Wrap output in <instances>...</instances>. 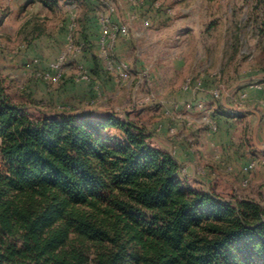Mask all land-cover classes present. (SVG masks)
I'll return each mask as SVG.
<instances>
[{
  "label": "trees",
  "instance_id": "1",
  "mask_svg": "<svg viewBox=\"0 0 264 264\" xmlns=\"http://www.w3.org/2000/svg\"><path fill=\"white\" fill-rule=\"evenodd\" d=\"M152 134L129 114L34 117L0 75V264H264L262 204L192 187Z\"/></svg>",
  "mask_w": 264,
  "mask_h": 264
},
{
  "label": "rangeland",
  "instance_id": "2",
  "mask_svg": "<svg viewBox=\"0 0 264 264\" xmlns=\"http://www.w3.org/2000/svg\"><path fill=\"white\" fill-rule=\"evenodd\" d=\"M47 1L51 2V0H0V75L5 79L7 92L15 101L23 104L34 117L43 114L50 116L90 113L98 116L106 112H115L121 118L129 114L130 119L158 134L155 131L156 124L166 119L161 100L167 102L171 98L167 96V88L173 91L181 88L190 71L186 67H193L190 72L197 73L200 68L211 62L208 69L222 71L221 82L225 88L240 89L243 87L242 83L251 81L264 83V2L147 0L145 5H138L130 0H113L117 8L112 16L116 22L123 23L132 15L138 17L130 34L132 51L124 54L116 52V54L128 60L135 69L138 68L135 66L138 60L143 63L141 68L152 63V76L162 74L166 78L156 80L157 84L153 79L152 89L155 97L149 102L135 104L130 100L128 93L124 92L109 99L106 104L89 108L85 101L90 96L91 89L86 88L89 94L83 97L84 100H79L76 95L82 93L79 87L81 84L76 85L70 79V75L60 82L52 83L50 87L47 81L30 73L28 41L41 38L43 35L59 41L69 24L71 1L78 2L80 27L88 13H93L97 19L98 15L89 5L91 0H57L51 2L52 5H48ZM98 4L101 10L105 12L108 10L105 1H100ZM146 19L150 20V26L145 25ZM34 23L43 28L37 37H34L36 35L33 31ZM122 39L123 37L120 38L119 43ZM176 62L183 65L175 71L173 69ZM170 66H172L173 80L171 79L172 82L169 80L166 84ZM24 70H27L28 74L25 88L22 89L12 75ZM101 85L104 90L110 92H114L117 87L115 83L112 89L102 83ZM50 94L52 97H47ZM206 98L204 99L207 100V104L213 106L218 115L230 113L226 102L222 99H214L208 92ZM258 98L257 101L251 100L245 108L255 109L261 114L260 125H257V116H249L242 112L235 117L236 126L233 128L232 138L234 152L230 151L227 154L224 148L219 147L230 162L233 161V156L240 160L264 157V110L260 105V102L264 101L261 99L264 98ZM62 105L67 108H61ZM258 131L261 132L260 138ZM108 133L121 137L123 135L116 128H110ZM160 134L165 138L151 136L148 141L153 146L167 151L165 141L169 142V137ZM254 134L257 135L258 144L263 147L261 150L253 141ZM1 146L0 138V164L3 161ZM212 153L213 150L211 152L213 162L207 161L205 165L211 169H219L212 158ZM262 165L264 163L258 164L249 174L250 181L247 186L243 185L241 167L237 169V165L233 172L224 173L220 177H192L183 180L196 189L214 190L222 196L236 199H253L264 207V177L255 179L253 176Z\"/></svg>",
  "mask_w": 264,
  "mask_h": 264
},
{
  "label": "built area",
  "instance_id": "3",
  "mask_svg": "<svg viewBox=\"0 0 264 264\" xmlns=\"http://www.w3.org/2000/svg\"><path fill=\"white\" fill-rule=\"evenodd\" d=\"M95 10L98 15L100 35L97 41L98 57L101 59L104 68L115 83L114 92L106 91L102 88L101 82L94 78L90 67L86 64L83 57L90 44L87 39L77 38L75 33L80 27V16L78 13V2L71 1V12L69 14V24L67 41L64 49L58 57L49 61L47 69L38 66L30 68L33 76L47 81L49 86L52 83L62 81L70 75L75 84L87 83L91 86V94L85 103L89 108L106 104L109 99L127 92L130 100L135 104L149 102L154 99L152 89L153 64L135 69L132 64L116 54V49L120 38L130 36L136 15H132L127 21L118 23L113 19L116 11V4L113 0H97ZM100 1H105L108 10H101ZM134 4L145 5L147 0H130ZM171 12V9H169ZM145 25L150 26V20H145ZM37 65L39 58L34 59ZM211 62L200 68L197 73L190 72L185 78L182 89L192 91L194 97L189 100L170 98L167 102L161 100L165 120L158 121L155 131L166 133L169 137L168 153L180 162L179 174L183 179L211 177L215 178L220 172L231 173L235 170V165L230 162L223 152L214 146L212 158L219 169H211L206 166L198 157V151L194 145L193 131H202L206 137H212L220 130V116L213 106L207 104V100L200 97V92L209 93L214 99H222L227 106L236 109L245 108L252 100L250 89L264 90V83L251 81L248 87L225 88L221 82L223 73L219 69H211ZM209 70V71H207ZM199 72V73H198ZM13 79L23 89L25 88L27 70L13 73ZM206 77H210L213 82L207 86ZM51 87V86H50ZM264 110V101L260 102ZM61 108H67L65 105ZM181 154L184 157H193L192 161L185 163L180 161ZM264 163V157L251 158L250 161L241 167L243 185L247 186L250 181L249 174L258 164Z\"/></svg>",
  "mask_w": 264,
  "mask_h": 264
},
{
  "label": "crops",
  "instance_id": "4",
  "mask_svg": "<svg viewBox=\"0 0 264 264\" xmlns=\"http://www.w3.org/2000/svg\"><path fill=\"white\" fill-rule=\"evenodd\" d=\"M99 29H100L99 28V22H98V19L96 18V16H93V13H88L86 15V19L81 22V27L75 33L77 38H82L83 35H85L92 42V44H90L91 45L90 48L87 50V52L85 53V55L83 57L84 61L86 62V64L89 67L95 66L94 57L98 51V49L95 47V43H96L95 38H96V32L99 31ZM64 32L65 33H63V37L59 41H57V39H55V38L52 39V38L45 37V35H43L41 38H36L33 40V42L30 44V68H32L33 66H38L39 68H44V69L48 68L49 61L56 59L58 57L59 53L61 52V50L66 45L68 27H66V29H64ZM130 38H131L130 36L123 37V39L121 40V42L117 46L116 52H120L121 54H124V53H129V51H132L133 45L130 44V42H131ZM35 58L40 59V63L37 65L34 63ZM141 65H143V63L140 60H138L135 64V66H138L137 69H141V67H140ZM182 65H183V63H180V62L177 63L176 62L173 70H175V71L179 70ZM169 68H170V72L168 73L169 79L167 78L166 84L169 83V80H170V82H172L171 79L173 80L172 66H170ZM186 68L191 71V69L193 67L189 66ZM155 75L156 74L153 75V78L155 80L154 83H156V84H157L158 80H161L160 78H166V77H163L162 74H160V75L157 74L156 76ZM98 77H100V76H98ZM70 79H71V77H70ZM211 80L212 79L210 77H206L207 86L212 85L213 81H211ZM98 81H100L102 84L105 85V87H107L109 89H112V87L114 85L113 79L109 76L103 75L101 80H98ZM248 84L249 83L245 82V83H242V86L248 87ZM76 85H79V84H76ZM44 87L45 86H43V88ZM79 87L81 88L80 92H82V93H79L78 95H76V97L82 101V100H84L83 97H85L87 94H89L88 93L89 91H87L86 88L88 89V87H89L91 89V86L87 83H82L81 85H79ZM166 91H167V96L171 97V98H177V99H181V100H189V99H192L194 97V93L192 91L183 90L182 86L177 91H173L172 89L170 90L169 88H167ZM66 93H69V92H66ZM250 93H251L252 101L253 100L257 101L256 99H259L258 97L264 98V90L250 89ZM199 96L206 98V93L200 92ZM47 97L50 98V97H52V95L51 94L47 95ZM261 100H264V99H261ZM227 110L230 113H225V114L219 115L220 116V130L214 136L208 138L204 135V133L202 131H196V132L193 131L192 132L193 138H194V145L196 146L197 151H198L197 152L198 157L201 160V162L204 164L207 161H212L211 152L214 149V146L217 148H219L221 146L222 148L225 149V152L227 154L230 151L234 152L233 148H232V146H233L232 145V143H233L232 138H233V128L236 126V119H235L236 116H239L242 112L247 113V115H249V116L255 115V116H257V125L258 124L260 125L259 115L255 112V111H257L255 109H251L249 107L243 108V109H236V108H233L231 106H228ZM162 134L165 135L166 133H162ZM254 135H253V141L256 144V146L259 147L258 142H255V140H254ZM157 136L161 137V138L162 137L165 138L161 134H156V133L152 134L153 138H156ZM258 137L259 138L261 137L260 131H258ZM165 142H166L165 146L169 147V142H167V141H165ZM158 146L162 147V145H158ZM163 148H165V147L163 146ZM259 148L261 150L263 147H259ZM209 154H210V157H209ZM192 159H193V157L187 158V157H184L183 154H181V156H180V161L185 162V163L191 162ZM250 159L251 158L240 160V158L233 156V161L236 163H234L233 161H232V163H234V165L235 164L237 165V169L238 168L240 169V167L247 164L250 161ZM236 165H235V167H236ZM215 169H217V168H215ZM254 173L255 174L253 176L255 179H259L261 177H264V165L261 166L259 171L257 170ZM222 174H224V173L220 172L218 176L220 177V176H222ZM256 174H258V175H256Z\"/></svg>",
  "mask_w": 264,
  "mask_h": 264
},
{
  "label": "water",
  "instance_id": "5",
  "mask_svg": "<svg viewBox=\"0 0 264 264\" xmlns=\"http://www.w3.org/2000/svg\"><path fill=\"white\" fill-rule=\"evenodd\" d=\"M258 115H259V121L261 120V115L258 111H255ZM254 140L255 142H257V138H256V135H254ZM259 145V144H258ZM259 147H262V145H259Z\"/></svg>",
  "mask_w": 264,
  "mask_h": 264
}]
</instances>
